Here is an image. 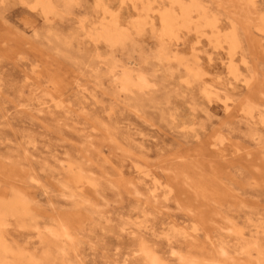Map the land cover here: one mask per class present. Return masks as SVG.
<instances>
[{
	"label": "rangeland",
	"instance_id": "obj_1",
	"mask_svg": "<svg viewBox=\"0 0 264 264\" xmlns=\"http://www.w3.org/2000/svg\"><path fill=\"white\" fill-rule=\"evenodd\" d=\"M142 245L264 264V0H0V264Z\"/></svg>",
	"mask_w": 264,
	"mask_h": 264
},
{
	"label": "bare ground",
	"instance_id": "obj_2",
	"mask_svg": "<svg viewBox=\"0 0 264 264\" xmlns=\"http://www.w3.org/2000/svg\"><path fill=\"white\" fill-rule=\"evenodd\" d=\"M174 2H179L180 0H172ZM149 6V5H148ZM200 7V3L198 2H193L190 4V5H185V6H182L181 7V14L179 15V17L177 18V16L171 12H166V13H163L161 15V26H162V31L164 33H168V34H172L174 33L175 31V27L176 25L179 23V25L181 26H187L190 21H191V12H193L194 9H198ZM256 11V10H255ZM136 17V16H135ZM178 20H180V22H178ZM209 26L211 27H215L216 25V19L212 22H209L208 23ZM118 31L116 30V28H107L103 31V34L108 37V38H113V37H116L118 35ZM217 31H216V35H217ZM231 37V35L229 36ZM229 40L232 45L234 46V43H235V38H229L227 39ZM231 48V50H233V47ZM229 72L231 73H234L235 72V67H233V65H229ZM143 77V76H142ZM144 78V77H143ZM145 81V80H144ZM127 82V81H125ZM140 89V88H139ZM209 91V90H208ZM227 106V105H226ZM147 175V174H146ZM155 190V188H154ZM59 230V229H58ZM56 235V234H55ZM239 237V236H238ZM61 238L63 240H66V239H70L71 238V235L67 232V231H64L62 234H61ZM243 249V248H242ZM64 250V249H63ZM63 250H61L63 252ZM142 252V254L144 255V259L149 263V264H159V259L157 257V255L155 254L154 251H152L151 249H149V247L147 248L146 245H142L141 246V249H140ZM66 251V250H65ZM61 252V253H62ZM63 254V253H62ZM66 254V253H65ZM162 261V260H160ZM162 263V262H161Z\"/></svg>",
	"mask_w": 264,
	"mask_h": 264
}]
</instances>
